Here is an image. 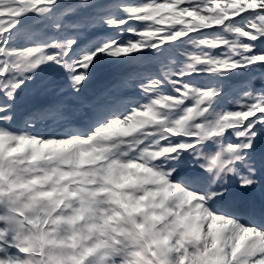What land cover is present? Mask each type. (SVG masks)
Wrapping results in <instances>:
<instances>
[{
	"label": "snow or ice",
	"instance_id": "6c2138e0",
	"mask_svg": "<svg viewBox=\"0 0 264 264\" xmlns=\"http://www.w3.org/2000/svg\"><path fill=\"white\" fill-rule=\"evenodd\" d=\"M0 264H264V0H0Z\"/></svg>",
	"mask_w": 264,
	"mask_h": 264
}]
</instances>
